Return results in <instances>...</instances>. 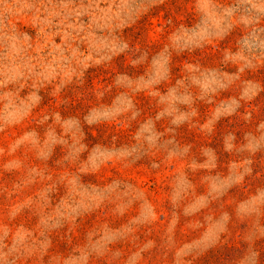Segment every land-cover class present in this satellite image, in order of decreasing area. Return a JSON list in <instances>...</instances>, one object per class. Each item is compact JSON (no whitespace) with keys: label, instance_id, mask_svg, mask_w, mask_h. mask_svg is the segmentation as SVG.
Here are the masks:
<instances>
[{"label":"rangeland","instance_id":"obj_1","mask_svg":"<svg viewBox=\"0 0 264 264\" xmlns=\"http://www.w3.org/2000/svg\"><path fill=\"white\" fill-rule=\"evenodd\" d=\"M0 264H264V0H0Z\"/></svg>","mask_w":264,"mask_h":264}]
</instances>
